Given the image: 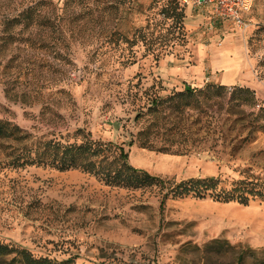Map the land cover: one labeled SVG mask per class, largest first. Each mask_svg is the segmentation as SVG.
<instances>
[{
  "label": "rangeland",
  "instance_id": "obj_1",
  "mask_svg": "<svg viewBox=\"0 0 264 264\" xmlns=\"http://www.w3.org/2000/svg\"><path fill=\"white\" fill-rule=\"evenodd\" d=\"M32 1L0 0L2 119L33 140L62 136L122 148L131 165L164 181L215 177L229 189L246 179L264 193V0H254L246 27L228 24L242 36L256 85L222 93H208L219 85L208 58L203 80L183 75L193 45L213 46L208 19L194 29L185 14L183 35L157 57L120 34L151 18L157 46L173 20L162 23L168 0H45L43 23L11 27L8 20ZM187 87L195 93L183 112L148 111L154 97ZM17 146L0 141V264H24L22 250L56 264H237L239 248L231 246L238 244L264 256L263 198L164 199L161 184L133 189L80 169L16 168L9 162ZM245 264H255L250 255Z\"/></svg>",
  "mask_w": 264,
  "mask_h": 264
},
{
  "label": "trees",
  "instance_id": "obj_2",
  "mask_svg": "<svg viewBox=\"0 0 264 264\" xmlns=\"http://www.w3.org/2000/svg\"><path fill=\"white\" fill-rule=\"evenodd\" d=\"M154 2V0L152 1ZM45 4V0H34L27 4V7L12 17L9 21L11 27L23 26L25 28L43 23L44 17L41 15V8ZM185 6L180 4L179 0H168L164 4L160 13L164 14L163 24L173 17L171 25L168 27V35L159 42L157 46L156 40H153V33L150 31L152 26L151 18L147 19L145 26L135 29L132 35L120 34L122 42H126L129 46H136L140 43L146 45L147 50L155 53L159 57L162 51L166 50L171 44L168 41L181 38L183 35ZM176 34L178 36H176ZM171 35V36H169ZM12 38L11 35L8 36ZM110 42L114 44L113 35ZM174 43V42H173ZM133 61L132 63H134ZM228 87V88H227ZM225 85L207 86L208 93L233 92L234 88ZM210 91V92H209ZM245 93H252L250 88L240 90ZM195 93V90L187 87L183 91L174 92L166 99L154 97L148 111L159 112L161 107H171L170 111L181 113L185 110L184 101H187ZM150 127V126H149ZM149 130H142L141 136L147 135ZM61 138H37L33 140L30 134H25L24 129L13 124L10 121L0 117V141H14L19 146L10 151V164L12 167H25L28 165L48 166L61 171L71 169H80L84 172L92 173L100 176L106 183L124 188H141L161 184L167 190L164 199L168 195L173 197L194 196L199 198L211 197L214 200L222 202L236 201L242 204H248L250 200L263 198L264 193L259 189V184L252 180H241L234 184L232 188L220 186V181L215 177L207 178H191L179 183L164 181L156 176L149 174L147 171L139 169L131 165L128 161V155L124 149L119 148L118 151H112L110 145L104 144L92 139L84 140L80 144L70 143L68 139ZM222 244L218 240L214 241L213 247L221 248ZM238 249L237 264H245L250 255L255 264H264L263 258L255 256L251 248H242L241 245L231 246ZM24 264H56L48 258H34L29 252L22 250L21 252ZM71 259L60 262L59 264H68ZM98 264H111L101 262Z\"/></svg>",
  "mask_w": 264,
  "mask_h": 264
},
{
  "label": "crops",
  "instance_id": "obj_3",
  "mask_svg": "<svg viewBox=\"0 0 264 264\" xmlns=\"http://www.w3.org/2000/svg\"><path fill=\"white\" fill-rule=\"evenodd\" d=\"M185 8V24L190 28L195 29V26L208 19L205 27L206 29L209 27L211 29L208 35L212 36L213 46L205 49L201 42L193 45L192 52L186 58V62H190V65L184 68L183 75L197 82L203 80L206 77L204 69H206L207 66L205 64L203 65L202 61L208 58L213 70L216 72L214 78H212L217 81L219 85H256L253 74L247 71L251 64V60L242 42V36L239 32H234L232 27L228 25L236 24L231 20L218 19L212 7L208 5L197 7L194 4H190L185 6ZM212 17L214 19H212ZM213 24L218 25V28H215L217 34L213 33ZM202 32L196 34L198 35L197 39H199V37L200 39L203 38L202 36L204 34ZM220 41V45H217ZM188 83L190 84L191 82Z\"/></svg>",
  "mask_w": 264,
  "mask_h": 264
},
{
  "label": "built area",
  "instance_id": "obj_4",
  "mask_svg": "<svg viewBox=\"0 0 264 264\" xmlns=\"http://www.w3.org/2000/svg\"><path fill=\"white\" fill-rule=\"evenodd\" d=\"M183 6H211L220 20H231L240 27H246L245 17L253 8L254 0H179Z\"/></svg>",
  "mask_w": 264,
  "mask_h": 264
}]
</instances>
